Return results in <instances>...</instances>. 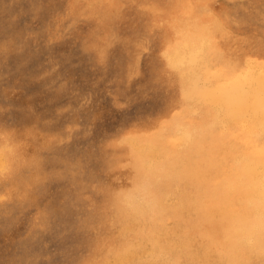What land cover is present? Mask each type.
Instances as JSON below:
<instances>
[{"label":"rangeland","instance_id":"obj_1","mask_svg":"<svg viewBox=\"0 0 264 264\" xmlns=\"http://www.w3.org/2000/svg\"><path fill=\"white\" fill-rule=\"evenodd\" d=\"M182 19L213 38L174 63ZM255 81L264 82V0H0V161L13 160L0 166V264H105L148 232L238 241L189 216L148 228L119 213L143 178L136 148L147 140L134 139L162 126L202 133L194 127L211 111L189 87ZM165 252L136 251L131 264L183 260Z\"/></svg>","mask_w":264,"mask_h":264},{"label":"bare ground","instance_id":"obj_2","mask_svg":"<svg viewBox=\"0 0 264 264\" xmlns=\"http://www.w3.org/2000/svg\"><path fill=\"white\" fill-rule=\"evenodd\" d=\"M175 24L185 40L171 51L174 63L207 51L212 29L186 19ZM260 82L189 87L190 95L201 93L211 111L203 125L194 127L202 133H173L162 126L148 137L134 139L147 140L136 146V152L140 151L136 163L143 178L137 187L124 192L119 213L126 224L148 228L168 216H189L213 228H227L234 239H240L226 243L206 236L185 238L182 230L160 236L148 232L134 246L115 254L118 259L105 264H131L136 251L148 256L153 250L164 253L166 249L183 260L164 258L147 264H264V82ZM217 131L224 134L223 140H204V132L213 135ZM227 132L232 136L227 138ZM163 142L171 146L170 153L158 152ZM11 161L2 158L1 168ZM178 179L187 182L185 188L167 186ZM155 192L157 197L150 195Z\"/></svg>","mask_w":264,"mask_h":264}]
</instances>
